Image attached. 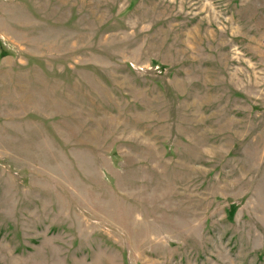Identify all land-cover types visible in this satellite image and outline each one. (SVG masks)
Listing matches in <instances>:
<instances>
[{
    "label": "rangeland",
    "instance_id": "obj_1",
    "mask_svg": "<svg viewBox=\"0 0 264 264\" xmlns=\"http://www.w3.org/2000/svg\"><path fill=\"white\" fill-rule=\"evenodd\" d=\"M0 264H264V0H0Z\"/></svg>",
    "mask_w": 264,
    "mask_h": 264
}]
</instances>
